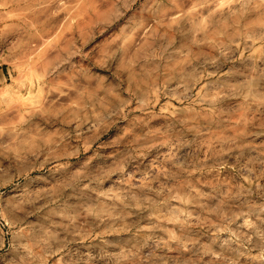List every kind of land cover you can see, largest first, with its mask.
Instances as JSON below:
<instances>
[{"label": "rangeland", "instance_id": "1", "mask_svg": "<svg viewBox=\"0 0 264 264\" xmlns=\"http://www.w3.org/2000/svg\"><path fill=\"white\" fill-rule=\"evenodd\" d=\"M0 264H264V0H0Z\"/></svg>", "mask_w": 264, "mask_h": 264}, {"label": "bare ground", "instance_id": "2", "mask_svg": "<svg viewBox=\"0 0 264 264\" xmlns=\"http://www.w3.org/2000/svg\"><path fill=\"white\" fill-rule=\"evenodd\" d=\"M26 115V114H25ZM15 155H16V153H15ZM14 159V158H13ZM18 161H19V159H18ZM17 162V161H16Z\"/></svg>", "mask_w": 264, "mask_h": 264}]
</instances>
